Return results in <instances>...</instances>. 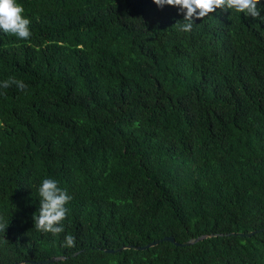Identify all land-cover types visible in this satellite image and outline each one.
Returning a JSON list of instances; mask_svg holds the SVG:
<instances>
[{
  "label": "trees",
  "instance_id": "trees-1",
  "mask_svg": "<svg viewBox=\"0 0 264 264\" xmlns=\"http://www.w3.org/2000/svg\"><path fill=\"white\" fill-rule=\"evenodd\" d=\"M17 3L31 37L0 32V82L28 87L0 88V264H264V20L217 9L185 33L152 0ZM46 178L72 196L58 237L33 221Z\"/></svg>",
  "mask_w": 264,
  "mask_h": 264
},
{
  "label": "clouds",
  "instance_id": "clouds-1",
  "mask_svg": "<svg viewBox=\"0 0 264 264\" xmlns=\"http://www.w3.org/2000/svg\"><path fill=\"white\" fill-rule=\"evenodd\" d=\"M152 2L161 9L166 5L178 8L179 13L183 14V21L177 22L175 26L185 33L191 32L195 20H203L217 9L243 14L245 18L251 17L253 20H264V16L260 15L261 9H264L261 0H152ZM23 13L24 8L17 3V0H0V32L12 35L18 40L30 39L31 21L25 18ZM13 85L20 91L28 87L22 80H17L15 77H9L0 82V88L3 89ZM133 126L138 127L139 122H135ZM38 195L40 197L38 215H33L35 228L38 232L50 233L58 237L65 231L63 221L67 218L69 212L67 205L71 202L72 196L52 178H46L41 182ZM8 224L9 222L5 223L0 218V231L5 232ZM63 246L74 247L75 236L65 235Z\"/></svg>",
  "mask_w": 264,
  "mask_h": 264
},
{
  "label": "water",
  "instance_id": "water-1",
  "mask_svg": "<svg viewBox=\"0 0 264 264\" xmlns=\"http://www.w3.org/2000/svg\"><path fill=\"white\" fill-rule=\"evenodd\" d=\"M264 229H260L258 230V232H261L263 231ZM257 231H252V232H248V233H238V234H232V235H237L239 237H251L253 235L256 234ZM218 236V235H217ZM221 236V235H220ZM209 237H213V235H202V236H199V237H196V238H192L184 243H177L174 239V237L170 236V237H164L158 241H154V242H151L147 245H144V246H125V247H120L118 249H115V250H112V249H105L104 252L105 253H114V252H119L121 250H124V249H134V250H145V249H148L150 247H153V246H156L157 244H159L160 242H169L171 244H173L174 246H180V247H183V246H190V245H193L201 240H204L206 238H209ZM75 255V254H74ZM65 259L64 257H53L51 259H48V260H44V261H38L36 263L38 264H48V263H51V262H54V261H58V260H63Z\"/></svg>",
  "mask_w": 264,
  "mask_h": 264
}]
</instances>
